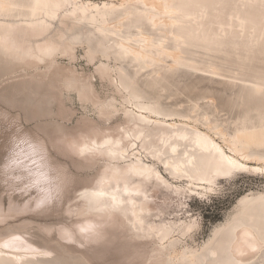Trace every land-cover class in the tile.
Masks as SVG:
<instances>
[{
	"label": "bare ground",
	"instance_id": "6f19581e",
	"mask_svg": "<svg viewBox=\"0 0 264 264\" xmlns=\"http://www.w3.org/2000/svg\"><path fill=\"white\" fill-rule=\"evenodd\" d=\"M77 46L97 62L94 74L111 94L98 91L93 74L58 64L59 56L74 59ZM0 67L21 70L19 80L29 82L55 72L61 94L75 91L101 121L21 135L39 147L21 143V162L5 168L8 157L2 176L26 178L21 188L39 194L0 202V245H11L0 247V264H95L80 249L114 230L139 249L142 264L264 261L263 193L242 197L200 249L169 238L196 219L152 218L168 198L214 190L229 161L264 171V0H0ZM181 93L184 103L175 100ZM50 148L91 173L74 178ZM55 206L64 219L53 224L9 222L54 215ZM70 243L79 257L68 254Z\"/></svg>",
	"mask_w": 264,
	"mask_h": 264
},
{
	"label": "rangeland",
	"instance_id": "374dc122",
	"mask_svg": "<svg viewBox=\"0 0 264 264\" xmlns=\"http://www.w3.org/2000/svg\"><path fill=\"white\" fill-rule=\"evenodd\" d=\"M57 62L62 67L66 64L65 66H73L72 68L78 72L84 71L86 74H93V81L98 91L102 95L112 93V87L101 82L99 77L94 74V64L97 62L94 64L89 62L81 46L75 48L74 59L69 60L66 56H59ZM10 71L11 69L7 67H0V202L2 204H7L10 201L22 203L34 199L39 194L38 189L33 186L28 187L27 190L21 188L22 184L25 186L22 181L26 178L12 181L2 176L1 166L13 150V142L16 140L17 133L21 135L27 133L33 136L36 133L39 135L57 130V128H73L90 119L101 122L98 113L94 112L89 104L82 105L80 103L75 91L71 90L70 94L66 92L61 94L59 80L62 77L55 72L49 73L48 76L42 77L40 80L29 82L28 80H19L22 74L21 70L17 69L12 74H9ZM11 75H14V78H9ZM214 93L208 92L205 95L211 96ZM175 98L183 103L186 100L183 93L178 94ZM64 110L69 112L68 116L62 114ZM217 116L225 118L228 114L226 110L219 109ZM52 133L54 136L59 135L58 132L52 131ZM49 151L56 161L68 166L72 175L75 176L74 178L86 177L91 173L88 171L76 172L73 162L65 154L57 153L53 148H50ZM259 163L251 161L249 165L262 164V162ZM261 193L264 194V171L237 170L228 177L219 178L212 191L203 194H192L187 191L186 196L184 195L180 199L168 198L170 201L167 200L163 214L158 218L156 216L152 218L156 222L161 219L173 221L176 225L192 218L196 219L198 225L191 231L182 234L180 230L174 229L169 238L177 241L178 248L200 249L211 237L214 229L226 222L237 211L240 205L239 200L242 197L250 198ZM54 210V215L25 214L11 219L9 222L15 225L22 220H33L43 224H53L58 220H63V215L59 212L61 208L57 209L55 206ZM37 235L45 237L43 234ZM57 240L55 234H52V242L56 246L58 245ZM77 249L80 248L70 243L68 250L72 252L68 254L75 258L79 257L76 253L78 251H75ZM80 250L95 264H142L144 259L137 252L139 249L133 247L131 240L118 230L109 232L105 241ZM71 259L74 260V258ZM256 264H264V261Z\"/></svg>",
	"mask_w": 264,
	"mask_h": 264
},
{
	"label": "snow or ice",
	"instance_id": "6c2138e0",
	"mask_svg": "<svg viewBox=\"0 0 264 264\" xmlns=\"http://www.w3.org/2000/svg\"><path fill=\"white\" fill-rule=\"evenodd\" d=\"M21 143L29 145V147H31L33 150H35L36 148L39 147L38 144H32L31 141L27 137H23V136H21L20 133H17L16 140L13 142V150L9 156L8 163L5 165V168H10V167L16 166L21 162L20 158H19L20 154L16 151V149L19 148V145ZM229 164L231 165V167H226V168H222V169L218 170L216 175H223L225 177H228L231 175V173L233 171H236V170L247 171L248 170V169L243 168V165L232 164L231 161H229ZM165 167H167V165H165ZM256 171H261V170L256 169ZM209 182H211V181H209ZM117 191H118V189H117ZM98 195L102 196V195H104V193L101 192V193H98ZM262 199H264V198H262ZM112 200H113L114 206L118 205L120 203L117 200L116 196H112ZM14 239H18V238H14ZM10 246L11 245L8 242L4 243L3 245H0V247H3V248H9ZM2 254L3 253H0V255H2ZM212 255H215V253H212ZM240 255H243V253H240ZM227 264H241V262L239 260H231V261H228Z\"/></svg>",
	"mask_w": 264,
	"mask_h": 264
}]
</instances>
